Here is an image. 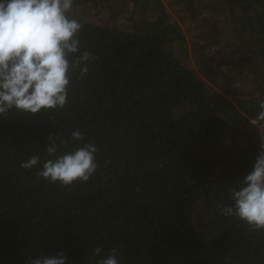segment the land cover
<instances>
[{"label": "trees", "instance_id": "obj_1", "mask_svg": "<svg viewBox=\"0 0 264 264\" xmlns=\"http://www.w3.org/2000/svg\"><path fill=\"white\" fill-rule=\"evenodd\" d=\"M72 14L97 59L67 108L0 119V264H95L97 247L121 264H264V232L222 214L262 150L249 121L264 99V0H75ZM173 14L193 24L191 52ZM77 129L99 148L89 182L21 167Z\"/></svg>", "mask_w": 264, "mask_h": 264}, {"label": "clouds", "instance_id": "obj_2", "mask_svg": "<svg viewBox=\"0 0 264 264\" xmlns=\"http://www.w3.org/2000/svg\"><path fill=\"white\" fill-rule=\"evenodd\" d=\"M75 0H0V119L9 115L46 112L51 115L67 108L76 80L83 81L97 59L82 43L84 24L73 14ZM260 111L249 121L264 127V99ZM45 151L23 162L24 169H37L43 180L69 187L87 183L99 169L96 144L86 141L80 130L70 141L79 145L67 149L68 138L49 135ZM251 171L231 189V204L222 208L225 217H234L255 232H264V138ZM62 149H66L62 151ZM97 247L95 264H121L116 249L103 253ZM29 264H68L59 252L29 259Z\"/></svg>", "mask_w": 264, "mask_h": 264}, {"label": "rangeland", "instance_id": "obj_3", "mask_svg": "<svg viewBox=\"0 0 264 264\" xmlns=\"http://www.w3.org/2000/svg\"><path fill=\"white\" fill-rule=\"evenodd\" d=\"M173 19L174 21H176V23H178L180 25V27L182 28V30L184 31L185 35H186V39H187V47L189 49V51L191 52V40L194 38V30H193V24H189V23H183L181 21H179L177 19V16L173 14ZM189 61L191 63V68L193 67L194 70H196V66L194 64V61L191 57H189Z\"/></svg>", "mask_w": 264, "mask_h": 264}]
</instances>
